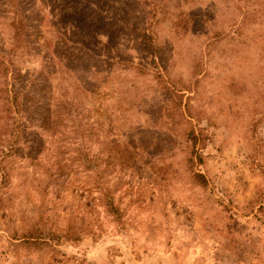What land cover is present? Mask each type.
Returning <instances> with one entry per match:
<instances>
[{
	"label": "rangeland",
	"instance_id": "1",
	"mask_svg": "<svg viewBox=\"0 0 264 264\" xmlns=\"http://www.w3.org/2000/svg\"><path fill=\"white\" fill-rule=\"evenodd\" d=\"M1 60L0 264H264V0H0Z\"/></svg>",
	"mask_w": 264,
	"mask_h": 264
},
{
	"label": "trees",
	"instance_id": "2",
	"mask_svg": "<svg viewBox=\"0 0 264 264\" xmlns=\"http://www.w3.org/2000/svg\"><path fill=\"white\" fill-rule=\"evenodd\" d=\"M23 24H24V20L22 16L19 13L18 14L15 13L14 17L11 20V25H10L12 28V40L14 42L15 48H20L24 43L23 33L25 31V27ZM144 44L145 43L143 41V45ZM8 74H9V68L8 66H6L5 62L1 60L0 61V75L6 79ZM7 87H8V84L3 89V93H2L3 96H1V102L3 103L2 108L7 115L6 120L7 121L12 120L13 123L10 125L9 131L6 130L2 134H0V148H1L0 149V204L1 205L11 204V195L8 192H3L2 190L9 188L11 179L13 178V175H14L13 170H11L12 168L11 167L8 168L7 166H5L7 165L6 164L7 159L11 157V154H9L11 150H8V149L13 148L14 145H11V144L15 143L16 138H17L16 130L19 129L18 128L19 122L15 121L14 114L19 115L20 118L24 115V105L19 100L20 93L16 91H12V94L10 95L9 93L11 90H8ZM168 91L171 94H174V92H171L173 90H171L170 88H168ZM15 123L17 124V126H14ZM187 140L191 143L192 148H194L198 141V136L195 134L193 129H190V131L188 132ZM4 146H8L6 152L2 150V147ZM54 176H57V175H54L51 173L50 176L47 177L48 182L44 183L47 188L50 186L49 184H51L52 182L53 184H55L58 181L57 177L55 178ZM194 176L199 179H203L202 176L200 175H194ZM66 183L71 184V182H66ZM97 185L98 186H96V183H95L94 187L98 189L100 192H102V190H104L105 193L109 192V189L105 188L104 183L97 182ZM103 198L105 200L104 205L109 207L111 213L119 212V210L114 206V203L111 200L109 193L104 194ZM23 237H24L23 241L27 243L37 242V243L45 244L46 242L45 241L46 239L43 237V233L38 230V223L32 224V226L29 227V230L26 232V234L23 235ZM48 239L51 240L53 238H48Z\"/></svg>",
	"mask_w": 264,
	"mask_h": 264
}]
</instances>
